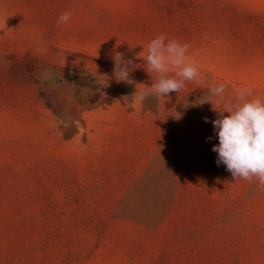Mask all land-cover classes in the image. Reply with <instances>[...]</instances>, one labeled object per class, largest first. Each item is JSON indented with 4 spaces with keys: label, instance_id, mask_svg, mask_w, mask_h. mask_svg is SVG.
Listing matches in <instances>:
<instances>
[{
    "label": "rangeland",
    "instance_id": "374dc122",
    "mask_svg": "<svg viewBox=\"0 0 264 264\" xmlns=\"http://www.w3.org/2000/svg\"><path fill=\"white\" fill-rule=\"evenodd\" d=\"M160 34L202 82L141 102L113 57L151 87ZM220 83L264 100V0H0V264H264V190L212 151Z\"/></svg>",
    "mask_w": 264,
    "mask_h": 264
},
{
    "label": "clouds",
    "instance_id": "9594fccd",
    "mask_svg": "<svg viewBox=\"0 0 264 264\" xmlns=\"http://www.w3.org/2000/svg\"><path fill=\"white\" fill-rule=\"evenodd\" d=\"M71 15L67 11L62 13L57 20V26L67 24ZM190 47L189 43L174 39L166 42V34H160L148 43L138 58L143 57L146 71L150 75L156 74L151 87L130 78L132 69L129 65L133 61L125 60L120 52H116L113 57V76L118 83L135 84L137 92L133 99L138 98L141 102L150 96L158 100L164 99L169 93L183 90L186 82H202L201 73L193 57L189 55ZM141 87L145 91L140 92ZM226 92L227 85L224 83L211 84L208 88L209 102L221 116L212 121L219 138V144L212 151L218 153L217 163L226 165L227 171L236 181H252L256 178L260 190H264V100L255 96L254 90L248 87L231 96L226 95ZM211 98H214V103ZM224 113L230 115L224 116ZM205 122H209L207 118Z\"/></svg>",
    "mask_w": 264,
    "mask_h": 264
}]
</instances>
